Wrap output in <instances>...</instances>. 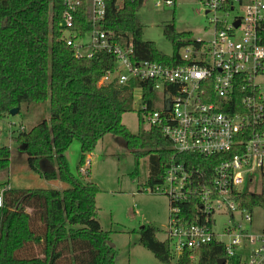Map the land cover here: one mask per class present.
<instances>
[{
    "label": "trees",
    "instance_id": "obj_1",
    "mask_svg": "<svg viewBox=\"0 0 264 264\" xmlns=\"http://www.w3.org/2000/svg\"><path fill=\"white\" fill-rule=\"evenodd\" d=\"M140 6V0H125L118 7L109 4L104 29L132 44V61L180 63L178 50L183 43L178 39L191 34L176 32L172 23L163 25L173 51L162 53L142 38L143 24L136 17ZM59 9V0H0V119L13 108L34 119L29 128L20 126L16 140L25 148H18L30 171L63 185L19 189L8 181L0 184V264H114L115 252L97 219L99 188L94 182L79 181L67 165L65 154L73 140L80 143V168L105 134L123 137L136 166L140 157H148L149 183L155 181L160 163L173 153L158 129L132 133L121 123L124 113L134 111L136 83L99 85V77L114 68L113 56L99 52L90 59L75 58L62 39ZM144 85V99L152 109L155 98L150 84ZM10 161L11 149L0 146V171L7 170ZM236 201L250 212L264 209V179L260 192L239 194ZM139 243L161 262L172 259L169 241L158 240L153 226L140 228ZM220 258L225 254L215 242L196 252L197 264H217ZM173 264L193 263L184 251ZM225 264L235 263L227 259Z\"/></svg>",
    "mask_w": 264,
    "mask_h": 264
},
{
    "label": "built area",
    "instance_id": "obj_2",
    "mask_svg": "<svg viewBox=\"0 0 264 264\" xmlns=\"http://www.w3.org/2000/svg\"><path fill=\"white\" fill-rule=\"evenodd\" d=\"M124 1L59 0L57 21L75 58L113 56L114 68L98 84L135 82L133 105L171 145L155 181L149 183L147 175L140 189L168 200L165 239L171 254L185 251L193 263L200 248L215 242L225 262L264 264V231L250 232L233 219L238 212L251 224L250 211L236 197L244 193L241 185L257 180L261 187L264 179V0H204L211 36L178 39V64L132 61V44L104 29L109 4ZM159 4L174 7L176 0ZM145 82L155 98L152 109L144 99ZM83 163L80 172L86 174L89 157ZM222 214L230 224L215 232V217Z\"/></svg>",
    "mask_w": 264,
    "mask_h": 264
},
{
    "label": "rangeland",
    "instance_id": "obj_3",
    "mask_svg": "<svg viewBox=\"0 0 264 264\" xmlns=\"http://www.w3.org/2000/svg\"><path fill=\"white\" fill-rule=\"evenodd\" d=\"M156 1L143 0L136 17L143 24V40L152 41L159 51L166 55L173 51L171 41L163 34V25L168 23L174 25L176 32H189L191 38H210L211 28L204 14V0H176L174 7L155 5ZM260 82L264 85V79ZM133 108L134 111L122 115L121 123L132 133L148 129L146 117L138 116L139 107L133 105ZM33 123L34 119L24 111L0 119V146L11 149L9 168L0 171V184L8 181L11 187L19 189L62 188L59 181L44 180L30 171L26 155L18 148L20 143L16 135L20 126L26 129ZM87 157L90 159L88 173L82 174L78 168L79 141L73 140L65 154L70 173L81 182H94L99 188L95 194L97 219L108 234L107 244L115 252L114 264H173L176 255H172L169 263H164L139 243L140 227L147 225L156 228L158 240H164L168 219L167 198L140 190L148 175V157H140L136 166L123 137L111 133L100 138L85 159ZM239 188L244 193L260 192L257 180L252 185L243 184ZM250 214V225L242 221L238 212L233 213V219L250 232L264 231V209L255 207ZM215 220V232H221L230 224L227 214L218 215ZM193 264H197L196 259Z\"/></svg>",
    "mask_w": 264,
    "mask_h": 264
},
{
    "label": "water",
    "instance_id": "obj_4",
    "mask_svg": "<svg viewBox=\"0 0 264 264\" xmlns=\"http://www.w3.org/2000/svg\"><path fill=\"white\" fill-rule=\"evenodd\" d=\"M18 111H19L18 108H13V109H11L9 111V115L14 116V115H16L18 113ZM24 148H25V143H22L20 145V149L23 150ZM225 261H226L225 258H220V259L217 260V264H225Z\"/></svg>",
    "mask_w": 264,
    "mask_h": 264
}]
</instances>
